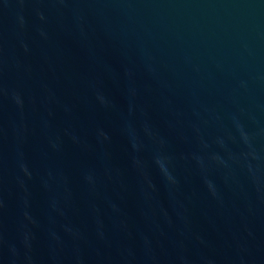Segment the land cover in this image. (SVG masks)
<instances>
[{
  "label": "water",
  "instance_id": "water-1",
  "mask_svg": "<svg viewBox=\"0 0 264 264\" xmlns=\"http://www.w3.org/2000/svg\"><path fill=\"white\" fill-rule=\"evenodd\" d=\"M0 264H264V0H0Z\"/></svg>",
  "mask_w": 264,
  "mask_h": 264
}]
</instances>
